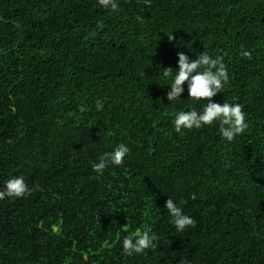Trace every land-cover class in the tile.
Here are the masks:
<instances>
[{"label": "trees", "instance_id": "16d2710c", "mask_svg": "<svg viewBox=\"0 0 264 264\" xmlns=\"http://www.w3.org/2000/svg\"><path fill=\"white\" fill-rule=\"evenodd\" d=\"M179 52L224 57L213 102L248 123L232 142L218 123L174 131L207 103L186 83L168 103ZM120 143L124 162L94 172ZM15 176L32 191L0 200V264H264V0H0V190ZM168 198L194 227L175 230ZM145 227L156 246L126 255Z\"/></svg>", "mask_w": 264, "mask_h": 264}, {"label": "clouds", "instance_id": "9594fccd", "mask_svg": "<svg viewBox=\"0 0 264 264\" xmlns=\"http://www.w3.org/2000/svg\"><path fill=\"white\" fill-rule=\"evenodd\" d=\"M97 4L105 10L117 11L119 0H97ZM139 19V17H138ZM173 38V37H172ZM172 40V39H171ZM177 71L173 73L171 68L161 70L165 80H170L169 91L166 99L169 102H179L184 93L185 83L187 84L188 98L192 103L207 101L201 110L192 108L191 110H179L174 113L172 121L174 131L199 130L205 126L219 124V133L226 142H232L237 136L244 133L248 128L246 113L239 103H217L213 102V97L221 93L228 84L230 77L223 56H211L207 52H201L195 60L190 59L183 52L178 54ZM240 55L248 60L252 59L251 51L242 50ZM96 111L103 109V101L98 100L95 104ZM78 111L85 113L89 109L83 105ZM130 149L124 143L118 144L111 152L99 157L94 163L93 171L102 175L104 169L109 165H120L129 154ZM30 189L23 176H15L7 179L3 189L0 190V200L5 198L21 199L31 194ZM185 201H176L168 198L164 208L172 219V223L177 232H183L186 228L194 227L195 220L185 214L183 205ZM157 237L152 233L151 228L145 227L136 229L134 234L124 236L121 241L122 250L126 255L143 253L146 249L154 248Z\"/></svg>", "mask_w": 264, "mask_h": 264}]
</instances>
